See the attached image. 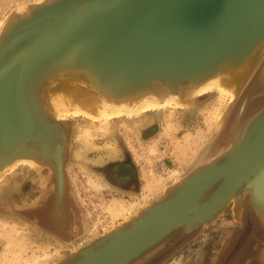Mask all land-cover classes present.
Returning a JSON list of instances; mask_svg holds the SVG:
<instances>
[{
  "label": "water",
  "instance_id": "95a60500",
  "mask_svg": "<svg viewBox=\"0 0 264 264\" xmlns=\"http://www.w3.org/2000/svg\"><path fill=\"white\" fill-rule=\"evenodd\" d=\"M72 4L79 7L74 6L71 12L63 11ZM94 4L95 0L18 2L0 25V60L39 18L44 26L43 31L58 37L56 42L47 44L46 48L34 55L24 72V79H21L25 85L24 89L29 93L30 103L41 113L42 122L45 120L56 126L59 133L49 139L41 138L42 140L28 133L12 140H4L0 143V172L4 166L5 169L19 159L33 162L38 169L48 168L56 179L54 197L56 193L61 195L65 209L63 161L66 155L68 124L66 120L54 117L41 101L50 83L57 86L62 80L72 78L59 77L61 71L81 73L75 75L74 79L81 83L84 79L78 76L90 79L95 72L94 67L97 66L105 69L135 68L139 75L165 87L171 79H175L177 83L190 81L212 62L224 61L236 53L246 55L264 39V0H119V22L117 27L110 29V34L118 37L117 47L106 48L103 44L104 50L90 53V49L101 46L100 42L92 39L94 35L99 34L92 29L93 24L107 19L117 22L114 14L118 12L113 8H105L101 13L90 10L89 7ZM85 23H89L90 29L84 26ZM76 24L79 27H74ZM104 34L109 35L106 32ZM124 82L121 81L119 86H123ZM134 84L136 83H131L132 86ZM71 86L68 82L65 84L66 88ZM262 96L264 56L250 78L227 104L224 115L219 119L217 135L220 136L228 122L227 118L232 116V120L236 121L240 116L237 129L241 126L245 128L238 131L237 139L227 141L221 138V144L224 146L221 145L214 157L169 187L163 197L147 206L143 213L127 219L120 228L104 233L95 245L81 249V258L74 260L73 264L83 262L89 254L103 247L104 252L99 255L102 264H126L153 247L177 227L195 228L211 219L213 213L239 193H246L264 172V103L255 110L248 111L250 102ZM198 98L200 97H191L188 100L189 106ZM37 124L42 127L41 122ZM25 147H30L32 153L20 154L21 148ZM256 147L261 150L255 151ZM238 155H243L240 161L233 163L230 169L224 170V165ZM213 169L218 170L217 173L220 172L217 177L189 201L186 200V203L152 234L141 239L140 244L130 251V247L127 250L116 249L117 242L121 243V235H127L131 227L139 224L142 219H147L152 212L162 206H168L176 194L188 189L191 181ZM231 178L236 181L229 190L227 184ZM213 186L216 187L211 195L200 200L204 192ZM59 188L61 192H57ZM260 197L264 207L262 192ZM209 211L212 212L210 215ZM66 214L69 221L68 212ZM48 216L52 223L53 219L49 213ZM135 234L131 233L130 236ZM96 245L98 248H94ZM62 262L64 260L59 264Z\"/></svg>",
  "mask_w": 264,
  "mask_h": 264
},
{
  "label": "rangeland",
  "instance_id": "374dc122",
  "mask_svg": "<svg viewBox=\"0 0 264 264\" xmlns=\"http://www.w3.org/2000/svg\"><path fill=\"white\" fill-rule=\"evenodd\" d=\"M34 1L0 0V22L16 3ZM218 103L212 93L186 108L167 106L134 117H113L109 119V133L85 117L67 118L63 179L71 231L56 229L48 216L56 190L55 176L48 168L16 165L0 177V264H7L4 259L25 264L46 251L51 257L46 264L63 260L62 264H70L81 256V249L95 245L104 233L118 228L127 218L143 213L221 148L220 139L225 140L223 133L233 117L227 118L225 129L217 135L218 125H213L211 113ZM263 103L264 96L250 103L248 111ZM84 128L92 131L94 143L85 150L76 140ZM107 143H113L117 152ZM88 173L105 185L89 183ZM215 187L206 190L200 200L210 196ZM113 199L126 206L143 204L132 216L112 223L105 207ZM237 200L231 199L195 228L177 227L126 264H228L238 256L239 264H264V226L248 194L238 200L240 205ZM17 231L23 235L21 247H11L7 253L5 237ZM71 255L73 258L66 259Z\"/></svg>",
  "mask_w": 264,
  "mask_h": 264
},
{
  "label": "bare ground",
  "instance_id": "6f19581e",
  "mask_svg": "<svg viewBox=\"0 0 264 264\" xmlns=\"http://www.w3.org/2000/svg\"><path fill=\"white\" fill-rule=\"evenodd\" d=\"M74 6L79 7L78 5L72 4L70 7L67 6L63 11L71 12L73 11ZM89 8L90 10L98 11L100 13L105 8H113L115 11H118L117 14H114V16L117 17V22L112 19H107L104 22L93 24L94 27L92 29H95L99 34L94 35V38L92 39L100 42L101 46L90 49V53L104 50L105 48H103V44L106 48H116L118 45V37L116 35H111L110 29L117 27V23L119 22V0H95L93 7L90 6ZM98 15L99 13L96 16ZM2 22L3 19L0 22V25ZM41 22L40 18L37 19L35 24L28 28V30L25 31L16 42H14L13 47L0 60V143L4 140H12L14 137L17 138L19 135L27 133L33 137H38L39 139H49L53 137V135L59 133L56 126L50 125V123L45 120L42 122L43 118L41 113L30 103L31 100H29L28 97L29 93L24 89L25 85L21 79H24V72L30 61L34 59V55L46 48L45 46H47V44L54 43V41L58 39L54 34H49V32L43 31L44 26ZM114 23L116 24L113 25ZM88 24L89 23H85L84 26H88L90 29V25ZM74 27L79 26L76 24ZM105 32L109 35H105ZM243 55L236 53L224 61L212 62L207 69L196 74L190 81L186 83H177L175 79H171L169 85L165 87L160 84H155L154 81L151 82L147 77L144 78L143 75H139L135 68L119 69V67H110L109 69H105L103 67L92 66L95 71L93 73L94 77L92 76L89 79L78 76L79 78L84 79V82L81 83L74 80L75 75H81V73L64 70L59 73V77L72 78L70 80H62L57 86L50 83L45 90L41 101L46 109L59 120H66L69 117H85L92 122H97L99 125V127H97L101 131L109 133L110 118L117 116L134 117L140 113L159 110L167 106L186 108L189 106L188 100H190L191 97H205L215 93L219 103L218 107L213 109L211 118L213 125L214 123L219 125V119L222 114L224 115L227 108L226 102L229 103L233 100L237 92L246 83L248 78H250L255 67L262 60L264 56V39H261L254 47H252L248 54ZM121 81H125L123 86H119ZM67 82L72 86L66 88L65 84ZM134 82L136 84L132 86L131 83ZM121 88L125 89L121 90ZM174 104H176V106H174ZM222 106H224V109ZM239 118L240 116H238L236 121L232 120L233 123L231 121L226 127L223 133L225 140H236L238 137V131L245 128L244 126H241L239 130L237 129ZM40 122L42 127H38L39 125L37 123ZM228 127L230 128L227 131ZM76 140L81 144V147L84 148V150L85 148L94 147L93 134L89 128L82 129L79 132L78 137H76ZM106 146H108L112 152H117L113 143H107ZM254 150L259 151L261 149L260 147H256ZM32 151L33 150L30 147H25L21 148L20 154H28L32 153ZM243 155H238L233 158L232 161L224 165L223 169H230L233 163L240 161V158ZM16 165L31 167L34 163L25 159H19L11 163L5 169L4 166V171L2 170L1 172L6 173L10 170L13 171ZM1 172L0 177L2 176ZM217 172L218 170L213 169L212 171H208L205 175L199 176L191 181L192 183L188 189L176 194V197L170 200L168 206H162L159 210L152 212L147 219H142L139 224L131 227L127 235H121V243H119V241L117 242L115 245L116 249L120 250L125 248V250H127L128 247H130V249H128V251H130L135 248L141 243L139 242L141 239H145L146 236L152 234L155 229L171 218V216L186 203V200L189 201V199L194 197L203 187L210 184L213 179L217 177V174L220 173ZM88 181L97 187H103L105 185L89 173ZM235 181L236 180H233L232 178L229 180L227 184L229 190L234 186ZM57 192H61V189L59 188ZM261 192L264 194V172L258 176L252 186L247 189L246 193L241 192L234 198L240 200L244 194H248V201L251 207H254L256 214L264 226V207L260 199ZM169 196L170 195H168V197ZM238 200L237 202L240 205ZM142 204L143 203L132 202L126 206L123 202L113 199L107 204L105 209L110 214L113 220L112 223H117L115 220H118L120 217L122 220L127 215L129 216V214H131L130 216H132L133 213L135 214L137 208L142 206ZM236 208L238 209V206H236ZM234 210L236 209L234 208ZM66 212L67 209H65L63 205L61 195L56 193L51 201L49 215L53 219L52 224L56 228L64 231L70 229V223L67 221ZM211 213L212 212L209 211L208 214L210 215ZM203 216H205V214ZM121 226L122 225H119L118 228ZM134 232H136V234ZM131 233L135 235L130 236ZM94 235H96V233ZM5 238L6 251L8 253L11 247H19L21 245L23 235L17 231V233L15 232L6 235ZM94 248H98V246ZM104 248L105 247L98 251H94L84 258L83 262H78L76 264H102L99 255L103 254ZM5 257L6 252L3 255V258ZM79 258H81V256ZM50 259L51 257L46 251V254L44 255L34 257L31 260H26L25 264H46ZM78 259L73 258L70 264H73V261ZM4 262H7V264H13L11 260L7 261L4 259Z\"/></svg>",
  "mask_w": 264,
  "mask_h": 264
},
{
  "label": "flooded vegetation",
  "instance_id": "af4514ba",
  "mask_svg": "<svg viewBox=\"0 0 264 264\" xmlns=\"http://www.w3.org/2000/svg\"><path fill=\"white\" fill-rule=\"evenodd\" d=\"M255 100H253V102H254ZM252 102V103H253ZM252 103L250 104V105H252ZM69 230V229H68ZM69 231H71V227H70V230ZM225 239V236L223 235L222 237H221V243L224 241V239ZM247 245V244H246ZM245 245V246H246ZM241 248H242V246H240ZM239 247V248H240ZM242 256H243V254H242ZM240 260H241V256H240V258H239V256L238 257H235L234 258V260H230V262L228 263V264H236V262H237V264H239L240 263Z\"/></svg>",
  "mask_w": 264,
  "mask_h": 264
}]
</instances>
